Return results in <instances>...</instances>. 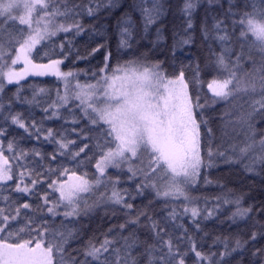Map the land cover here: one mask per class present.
<instances>
[{
  "label": "snow or ice",
  "instance_id": "6c2138e0",
  "mask_svg": "<svg viewBox=\"0 0 264 264\" xmlns=\"http://www.w3.org/2000/svg\"><path fill=\"white\" fill-rule=\"evenodd\" d=\"M0 264H264V0H0Z\"/></svg>",
  "mask_w": 264,
  "mask_h": 264
},
{
  "label": "trees",
  "instance_id": "16d2710c",
  "mask_svg": "<svg viewBox=\"0 0 264 264\" xmlns=\"http://www.w3.org/2000/svg\"><path fill=\"white\" fill-rule=\"evenodd\" d=\"M100 57H97L99 60ZM48 83H53V81L49 78L47 80ZM224 111V106L218 107L216 113L214 115H221ZM225 174L227 170H225ZM230 179L234 182L232 184L233 187H239L241 190L248 192L251 196L259 198L262 194L261 192V183L260 180L257 179H249L245 177L243 174H240L238 170H232L230 174Z\"/></svg>",
  "mask_w": 264,
  "mask_h": 264
}]
</instances>
